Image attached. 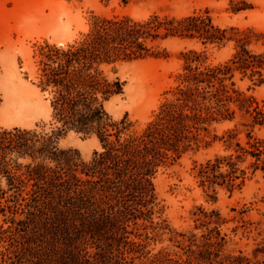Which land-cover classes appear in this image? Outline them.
Segmentation results:
<instances>
[{"label":"trees","instance_id":"trees-1","mask_svg":"<svg viewBox=\"0 0 264 264\" xmlns=\"http://www.w3.org/2000/svg\"><path fill=\"white\" fill-rule=\"evenodd\" d=\"M229 5L234 13L254 7L245 0ZM169 38L196 40L203 48L182 52L170 96L133 130L127 114L114 119L105 109L124 85L108 68L167 57L158 43ZM229 41L233 49L227 58L209 59L208 45ZM263 47L264 31L221 27L207 8L181 16L96 18L79 40L46 43L38 86L48 94L57 125L50 131L0 128V264H264V242L240 245L243 236L233 242L214 209L198 207L193 229L154 221L160 208L153 182L159 169L184 153L223 138L208 137L237 111L247 116L245 125L264 127V102L237 83L245 78L264 83ZM69 130L93 135L100 150L84 160L76 149L60 148L58 139ZM225 134L227 141L236 137L234 128ZM246 137L194 166L199 185L233 192L258 170L264 173V138L251 131ZM241 227L251 231L245 221Z\"/></svg>","mask_w":264,"mask_h":264},{"label":"rangeland","instance_id":"rangeland-1","mask_svg":"<svg viewBox=\"0 0 264 264\" xmlns=\"http://www.w3.org/2000/svg\"><path fill=\"white\" fill-rule=\"evenodd\" d=\"M245 1L254 7L234 13L230 10V0H0V128L50 131L57 125L51 119L48 94L38 86L41 48L46 43L61 46L79 40L96 18L127 14L141 19L154 12L181 16L205 8L214 23L221 27L264 31V0ZM158 45L166 49L167 57L120 62L115 71L108 68L109 76L118 77L124 85L123 92L111 97L105 109L114 119L127 114L133 130H140L164 98L170 96L167 90L177 84V74L182 69V52L203 48L196 40L180 38H169ZM206 49L209 59L222 60L231 54L233 41L221 47L208 45ZM237 83L246 95H252L260 104L264 102V83L252 84L247 78ZM247 121V116L237 111L232 121L216 124L208 137L217 134L223 138L207 147L189 150L174 163L159 169L153 182L160 213L154 216V221L165 219L172 228L188 230L199 223L194 221L198 207L206 211L214 209L223 220L222 231L227 232L233 242L240 236H243L240 245L248 242L251 246L253 239L264 242V173L258 170L250 175L239 190L229 192L217 186L213 192L199 185L194 167L226 153V147L230 143L233 147L235 140L244 143L248 131L264 138V127L251 128L245 125ZM228 128H234L236 133L231 141L226 140ZM58 146L76 149L84 160L100 150L93 135L73 130L59 137ZM242 210L245 212L241 213ZM2 219L0 214V223ZM243 221L250 232L243 233ZM235 226H238L236 233L231 231Z\"/></svg>","mask_w":264,"mask_h":264}]
</instances>
